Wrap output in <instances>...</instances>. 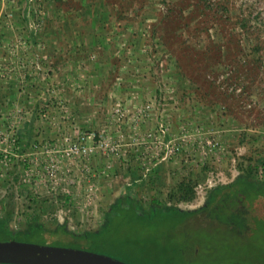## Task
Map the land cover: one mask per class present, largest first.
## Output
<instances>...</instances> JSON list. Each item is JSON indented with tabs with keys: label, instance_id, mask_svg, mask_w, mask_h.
Listing matches in <instances>:
<instances>
[{
	"label": "rangeland",
	"instance_id": "rangeland-1",
	"mask_svg": "<svg viewBox=\"0 0 264 264\" xmlns=\"http://www.w3.org/2000/svg\"><path fill=\"white\" fill-rule=\"evenodd\" d=\"M46 1L0 0V89L17 90L0 94L7 231L125 264H146V252L181 264L179 243L200 260L264 264V203L246 197L173 232L122 225L99 247L79 238L123 198L170 208L168 191L189 175L199 184L174 204L184 212L204 209L239 164L264 180V0ZM36 223L75 237L29 235Z\"/></svg>",
	"mask_w": 264,
	"mask_h": 264
},
{
	"label": "trees",
	"instance_id": "trees-1",
	"mask_svg": "<svg viewBox=\"0 0 264 264\" xmlns=\"http://www.w3.org/2000/svg\"><path fill=\"white\" fill-rule=\"evenodd\" d=\"M54 1L59 2L60 0H47L46 3H54ZM27 7L28 4L24 8V11L27 10ZM0 36H3L1 31ZM11 83V86L14 88L13 90L10 89V87L5 92L0 89V94L4 97H6L7 94L9 96H15L17 90H15L14 82ZM0 97L2 96L0 95ZM35 105H39V102ZM17 143H20V138H18ZM261 165H263V163ZM257 170V164H247L243 166L239 164L240 174L231 183L219 185L210 189L208 191V201L206 207L198 212H184L174 206V204L177 203L190 202L195 198V189L199 184V180L197 178H193L191 175L178 180L168 191L167 199L173 204L170 208H160L158 200L155 199L151 202L152 208L145 211L142 209L141 204L138 201L123 198L109 210L107 213L106 223L99 231L85 233L79 238L84 239L87 246L92 245L93 247H99L110 241L109 236L112 233L113 228L115 229L113 232H115L116 229L118 230L122 225H129L131 227L141 226L143 229H156L160 224L164 225L171 223L173 226L168 229V231L173 232L176 230L178 225L185 222L204 221L206 220V217L217 215L218 213L220 215H230V211L232 210L230 206L233 205L239 197H246L247 200L252 202V205L259 204L260 206H263L264 180H258ZM28 234L39 237L47 236L58 238V235L75 237L71 232H68L64 226H59L54 231H48L38 223L30 226ZM0 236L5 237L6 241H19L20 237L25 235L21 233L16 235L9 233L3 222L0 221ZM76 239H78V237H76ZM172 239V237H169L167 240L172 241ZM182 244L183 243L174 244L173 246L179 254L180 261H182V263L180 262L181 264H222L224 261L223 259H219L218 261L214 259L202 260V258L200 260V257L198 256L199 253H197L195 247L193 248L189 246L188 250H180V246H182ZM196 246L200 247L199 244ZM183 251H188L191 256L188 257L187 252L184 254ZM132 254L134 253L132 252ZM139 257L141 260H147L146 264H152L157 259L153 258L152 255L147 252L143 253L142 256L139 255Z\"/></svg>",
	"mask_w": 264,
	"mask_h": 264
},
{
	"label": "water",
	"instance_id": "water-1",
	"mask_svg": "<svg viewBox=\"0 0 264 264\" xmlns=\"http://www.w3.org/2000/svg\"><path fill=\"white\" fill-rule=\"evenodd\" d=\"M0 264H125L86 250L18 242H0Z\"/></svg>",
	"mask_w": 264,
	"mask_h": 264
}]
</instances>
